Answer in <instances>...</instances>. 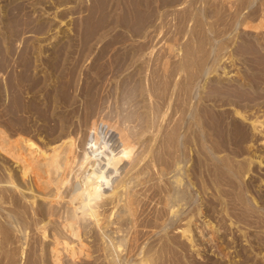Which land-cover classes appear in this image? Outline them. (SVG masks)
<instances>
[{
	"label": "rangeland",
	"instance_id": "1",
	"mask_svg": "<svg viewBox=\"0 0 264 264\" xmlns=\"http://www.w3.org/2000/svg\"><path fill=\"white\" fill-rule=\"evenodd\" d=\"M0 48L2 135L27 136L33 144L25 151L36 147L47 154L52 146L73 141L79 159L83 149L95 146L98 159L110 157L111 149L120 156L127 142L132 151L107 175H123L117 176L126 189L142 197L131 210L125 198L112 202L113 208L110 202L114 224L104 229L84 214L88 227L95 223L100 231L83 236L84 253L60 256L64 264H112L111 254L119 252L112 248L113 238L122 242L119 264H264V84L257 82L264 70V0H0ZM24 73L31 79L21 83L23 100L48 110L49 119L21 112L30 130L17 135L8 132L4 114L9 79L18 81ZM63 79L72 97L67 96L71 103L59 104L54 92ZM247 92L249 103L242 98ZM89 102H97L93 111ZM65 118L71 136L52 140ZM217 122L227 126V137ZM243 126L250 135L245 132L248 139L240 140L236 130ZM1 146L0 173L6 165L21 169ZM114 176L113 184L104 185L105 200L116 190ZM69 180L67 190L77 181ZM8 186L0 183L1 193L19 196L23 207L0 199V264H62L47 253L53 239H43L39 229L11 226L6 235V213L21 208L34 215L26 200L37 194L28 188L11 192ZM37 196L35 204L56 206L54 199ZM99 233L112 239L98 240Z\"/></svg>",
	"mask_w": 264,
	"mask_h": 264
},
{
	"label": "bare ground",
	"instance_id": "2",
	"mask_svg": "<svg viewBox=\"0 0 264 264\" xmlns=\"http://www.w3.org/2000/svg\"><path fill=\"white\" fill-rule=\"evenodd\" d=\"M94 27V26H93ZM257 47V46H255ZM254 47V49H255ZM2 48V47H1ZM0 48V49H1ZM258 49V51H257ZM260 49L259 48H256V51L258 52V55H259V51ZM255 51V50H254ZM255 51V52H256ZM256 52V53H257ZM255 56V57H258ZM260 55L262 57H258L260 60H262L264 58V55H262L260 53ZM256 59L257 58H253L252 61L256 62ZM258 61V60H257ZM264 61V59H263ZM262 62V61H260ZM252 63V62H251ZM250 63V64H251ZM259 63V61H258ZM264 63V62H263ZM262 63V64H263ZM252 65V64H251ZM255 65V63H254ZM258 65V64H257ZM262 68L263 65H261ZM255 67V66H254ZM259 68V67H258ZM262 70V69H261ZM260 70V73H258V85H260V83L264 84V70L261 71ZM206 72V71H205ZM29 73H24V74H20L19 76H16L18 77V81L16 79H13V77L11 79H9V90H10V98H9V103L8 105L6 106V110H5V114L6 117H7V121H8V124L7 126L9 127L8 128V132L10 130L11 131H16L17 135L20 133L22 134H29V128L30 126L28 125V120L25 117H22L20 116L19 114L21 112H25L27 114L30 115V112H34L36 113L40 119L42 120H47L48 121V115L46 114L47 111H45L41 106L37 105V104H33V105H27V103L23 100V97H22V84L23 82H27L29 81L31 78H30V74L28 75ZM253 77V76H252ZM252 77H251V80H252ZM15 78V77H14ZM246 78V77H245ZM256 78V77H255ZM244 79V78H243ZM254 79V78H253ZM61 80V79H60ZM64 79L62 81V88H60L58 86L57 90L54 92L55 93V98L53 99L54 101L56 102H60V103H67L69 102L70 100H68V97L70 99L71 94H67L68 91L66 92V85L64 83ZM250 82V81H249ZM257 82H254L253 81V88L256 86V84L254 83H257ZM251 86V85H250ZM263 90V89H262ZM246 91V90H245ZM251 91V90H250ZM258 91V90H256ZM70 93V92H69ZM240 93V92H239ZM243 93V92H242ZM241 93V94H242ZM253 93V92H252ZM247 94V96L251 93H245L244 96H242L243 100H245L246 97L245 95ZM69 95V96H68ZM243 95V94H242ZM68 96V97H67ZM241 97V96H240ZM244 97H246L244 99ZM251 98H252V95L251 97H249L248 99H250L248 101V103L251 101ZM72 100V99H71ZM240 100V99H239ZM242 100V99H241ZM95 101V100H93ZM92 101V103H93ZM252 101H254V99H252ZM247 102V101H246ZM255 102V101H254ZM264 102V101H263ZM263 102L262 103H258V102H255L256 104L255 105H259V106H263ZM59 103V104H60ZM71 103V102H69ZM90 103V108L92 109V111L94 110L93 108H95L97 106V102H95V104H91ZM240 103L242 104V101H240ZM248 103H246V106L248 105ZM252 104V103H251ZM241 106V105H239ZM253 106V104L251 105ZM258 106V107H259ZM237 107V106H236ZM244 108V106H243ZM251 108V107H250ZM242 109V108H240ZM249 109V108H248ZM247 109V110H248ZM237 110V109H236ZM246 110V111H247ZM244 111V110H243ZM252 111V110H251ZM256 111V110H254ZM253 111V112H254ZM259 111V110H258ZM91 112V111H90ZM241 112V111H240ZM250 112V111H249ZM92 113V112H91ZM124 113V112H123ZM128 113V112H127ZM130 113V112H129ZM251 113V112H250ZM256 113V112H255ZM122 114V113H121ZM132 114V113H130ZM125 115V113H124ZM122 115V117L124 116ZM129 116V114H127ZM253 115V113H252ZM121 116V115H119ZM132 116V115H131ZM29 117V116H27ZM110 117V116H109ZM48 118V119H47ZM120 120H121V117H119ZM125 118V117H124ZM129 118V117H128ZM123 119V118H122ZM127 119V116L126 118ZM131 119V118H130ZM130 119L128 121H130ZM134 119V118H133ZM257 119V118H256ZM123 121V120H122ZM120 122L119 123H123V122ZM132 121V120H131ZM134 121V120H133ZM252 121H254L253 123L255 124V120L253 119ZM44 122V121H43ZM68 120L65 118L64 119V122L61 123V125L59 126L61 130H58L60 133L57 134V136H54L56 134H52L55 138H51L52 140H56L57 138H62V136H66L67 137H70L71 134H72V131H71V134L70 136L68 135L70 132H69V126L67 127V123ZM126 122V121H125ZM7 123V122H6ZM5 123V125H6ZM47 123V122H46ZM110 123V122H109ZM107 122V124H109ZM127 123V122H126ZM130 122H128L129 124ZM252 123V122H251ZM263 123V121H262ZM10 124V125H9ZM127 124V125H128ZM121 125V124H120ZM123 125V124H122ZM121 125V126H122ZM125 125V124H124ZM217 125H218V128L221 132L225 131L224 129H227L226 127L227 126H224L222 127L221 126V122H217ZM239 125V124H238ZM236 124V126H238ZM254 126V125H253ZM35 128V126H33ZM106 127V126H105ZM120 127V126H119ZM242 127V126H241ZM109 128V126H108ZM127 128V126H126ZM238 128V127H236ZM37 129V128H35ZM120 129V128H119ZM118 129V130H119ZM123 129V128H122ZM130 129V128H129ZM242 129V128H241ZM258 129V128H256ZM55 130V129H53ZM52 130V131H53ZM117 130V129H116ZM115 130V131H116ZM117 130V131H118ZM243 126V130H240L237 129V138H240V140H243L244 137L246 136V130ZM2 131V130H1ZM18 131V132H17ZM114 131V130H112ZM114 131V133H115ZM122 131H125V130H122ZM244 131V132H243ZM5 132V131H4ZM9 132V133H10ZM54 132V131H53ZM52 132V133H53ZM119 132V131H118ZM246 132V133H245ZM3 133V132H2ZM15 133V134H16ZM57 133V132H56ZM124 133V132H123ZM122 133V134H123ZM127 133V132H126ZM226 131L223 133L224 135H226V137L228 136ZM27 134V135H28ZM118 134V133H117ZM116 134V135H117ZM249 134V133H247ZM12 135V134H10ZM14 135V134H13ZM21 135V134H20ZM130 135V134H129ZM136 138V133L133 134ZM236 135V133H235ZM235 135L233 137H235ZM244 135V136H243ZM250 135V134H249ZM119 136V135H118ZM121 136V135H120ZM119 136V137H120ZM126 136V139L129 140L133 139L132 135L131 137L129 138L128 135H125L124 134V137ZM230 136V135H229ZM27 137V136H26ZM26 137H23V136H19V137H15L13 138V140H11L8 135V138L6 135H2L1 132H0V143L3 144V146H1L3 149H5V154L9 155L10 159L14 158L16 160V163L19 162L21 164V169H19L18 171L14 168L12 169L10 166H7L6 165V168H4L3 170L4 173H0L1 174V178H0V183L2 182H5V183H8L10 187H12L13 189L10 190L9 186H8V190H10L11 192L14 191H21V188H28V189H31L32 192H37V194H31L30 196H27L28 197V200H26L27 202L29 201L30 203V207L33 208L32 212L34 211V215L31 213V210H26L25 212L23 210H13V211H8L6 213V217L7 219H5V222L3 221V225H4V229H5V233L6 235H9L8 232L9 230L12 231V227L14 228H17L19 231H22L24 230L25 228H33L35 230L39 229L41 232H42V236H43V239L44 237H49L48 239L50 240L53 239L52 242V246L51 248L49 247L50 251L47 252V253H52L50 254L53 258L56 259L57 262L59 263H62L64 264L65 263V260H62V258H60V256H63V255H67L68 257H76V255H79L80 253H84L85 252V245H87V243L84 242V239H83V236L84 235H88V236H96L100 230L98 229V225L95 226L94 224L100 222L99 226H102L104 224H109L112 222V217H111V213L112 211H107L108 210V204H109V208L110 206L112 205V208L113 207H116L114 206L115 204H117L119 201L123 200V198H125V203L126 205L128 206V209L131 210V208H134L133 207V203L136 201L135 199L138 198V196H141V195H138L136 198L134 197L135 195H133L132 193H130V190H127V183H125V180L123 179V175H120V176H123L122 179L123 180H120L121 178H119L117 175V178L116 176L114 175H111L110 174V177H108V172L111 173V169L112 170L116 169L115 165L117 164V162H120L121 159L120 157H125V155H128L129 158H130V154L128 153V150L130 151V145L128 144L127 142V146H125L124 148H121L122 152L120 156L118 157H115L117 156L116 155V152L113 154L112 153V150L113 149H109L111 151V154H108L106 153L105 155H110V157H104L102 159H98L97 156L99 155L98 152L100 151L98 148H96V151H94V148H90L91 151L90 152H87V151H84L85 149H83L82 151V156L80 157H77L76 154H75V150H74V142L73 141H70L68 145L66 144H59V145H56L55 147L52 146L53 148H50L52 149V152L47 154L45 151L43 150H37L36 147L34 149V151H37L36 153H33V149L32 151L30 150L29 152L28 151H25L27 150L26 148L30 145H32L33 143H28L29 139L26 138ZM122 140H125L126 139L123 137V135L121 136ZM129 139H128V138ZM248 136H246L245 138H247ZM64 138V137H63ZM117 138V137H116ZM115 138V139H116ZM236 138V139H237ZM242 138V139H241ZM2 139V140H1ZM50 139V138H49ZM90 139V138H89ZM93 141H94V138H92ZM108 139V137H107ZM110 139V138H109ZM248 139V138H247ZM47 140V139H46ZM58 140V139H57ZM56 140V141H57ZM60 140V139H59ZM238 140V139H237ZM238 140V141H240ZM55 141V142H56ZM91 141V140H89ZM130 141V140H129ZM130 141V143H131ZM135 141V140H134ZM26 142V143H25ZM47 142V141H46ZM52 142V141H51ZM50 142V144H51ZM88 142V141H87ZM109 142V141H108ZM115 142V141H114ZM113 142V143H114ZM117 142V140H116ZM121 142V141H120ZM48 143V142H47ZM53 143V142H52ZM86 143V142H85ZM106 143V141H105ZM111 143V142H110ZM134 143V142H132ZM49 144V143H48ZM120 144V143H118ZM117 144V145H118ZM122 144V143H121ZM120 144V145H121ZM135 144V143H134ZM85 145V144H84ZM114 145V144H113ZM123 145V144H122ZM121 145V146H122ZM129 145V146H128ZM27 146V147H26ZM62 146V147H61ZM87 146V144L85 145ZM121 146H117L116 147V144H115V148L119 149ZM133 146V145H132ZM135 146V145H134ZM33 147V146H32ZM76 147V146H75ZM89 147V145L87 146ZM113 147V146H112ZM123 147V146H122ZM24 150H23V149ZM29 148V147H28ZM47 148V147H46ZM114 148V147H113ZM129 148V149H127ZM133 148V147H131ZM81 149H82V146H81ZM89 149V148H88ZM89 149V150H90ZM78 150V149H77ZM80 150V149H79ZM78 150V151H79ZM106 150V149H104ZM108 150V149H107ZM118 151V150H117ZM77 152V151H76ZM93 152L94 155L92 154ZM114 152V151H113ZM119 152V153H120ZM132 152V151H130ZM102 153V151H101ZM4 154V155H5ZM78 154V153H77ZM114 157H111L113 156ZM118 154V153H117ZM134 154V153H132ZM139 154V153H138ZM138 154H135L136 156ZM79 155V154H78ZM102 155V154H101ZM141 155V154H140ZM139 155V157H140ZM126 156V157H128ZM131 156H134V155H131ZM101 157V156H100ZM125 157V158H126ZM138 157V156H137ZM135 157V159L137 158ZM8 158V157H6ZM75 158H78L76 160H78L76 162ZM143 158V157H142ZM104 160V161H103ZM134 160V159H133ZM132 158H131V161H133ZM140 160V159H139ZM138 160V161H139ZM4 161V160H3ZM6 164L8 163V161L5 159L4 161ZM136 165H137V162L135 161ZM139 163V162H138ZM76 164V165H75ZM96 164V165H95ZM134 163L132 162V165ZM95 165V166H94ZM127 165V164H126ZM135 165V166H136ZM134 166V167H135ZM61 168V169H60ZM127 168V167H125ZM129 170L131 169L130 167H128ZM59 170L60 173H59V176L57 177L56 174L55 178H54V172L55 170ZM110 169V170H109ZM140 169V168H139ZM145 169V167H144ZM57 170V172H58ZM109 170V171H108ZM118 170V169H117ZM116 170V172H117ZM124 170V169H123ZM138 170V169H137ZM108 171V172H107ZM127 171V170H126ZM139 171H142L139 170ZM56 172V173H57ZM120 172V171H118ZM121 173V172H120ZM134 174V172H132ZM144 173V172H143ZM122 174V173H121ZM130 175L133 176L135 178V174L134 175ZM138 171H137V175H138ZM71 175V176H70ZM73 175H75L74 177H72ZM114 176L116 177V179H118V183L116 185V183L114 184V186H116V190L109 195L110 199L109 200H105V199H108V198H105V197H102L104 198V200L101 198L102 196V191L104 192V188L105 186L104 185H110V184H113L112 181H110L111 177ZM75 177L77 179V181L73 184H71V187L70 189L67 190V183L68 181H70L69 179L71 178L72 181L73 179L75 180ZM129 177V175H128ZM132 177V178H133ZM137 177V176H136ZM110 178V179H109ZM125 178V177H124ZM131 179V177H130ZM117 181V180H115ZM136 181V179L134 180ZM109 182H112V183H109ZM134 183V182H133ZM65 185V186H64ZM140 185V183H139ZM113 186V187H114ZM133 187H135L134 185H132ZM5 187V186H4ZM168 187V186H167ZM109 189V188H108ZM110 190H113V188L111 187ZM165 190V189H164ZM170 190V189H169ZM168 190V191H169ZM2 190H0V199L3 198L4 199V202H8L10 204H13L16 207H23V203H22V200H18L17 195L15 194H11L9 196H5L3 193H1ZM167 191V192H168ZM106 192V191H105ZM112 191H110L111 193ZM132 192V191H131ZM144 192V191H143ZM179 192V190H178ZM18 193V192H17ZM22 193V192H21ZM109 192H107L106 194L103 193L104 195L103 196H106ZM169 193V192H168ZM175 193V191H174ZM182 193V192H181ZM20 194V193H19ZM41 195L43 196L44 199L46 200H49V199H54L56 201L55 205L56 206H51L49 205V203L47 202L46 203V208L43 204L41 203H37L35 204V201H36V197H38L37 195ZM136 194V193H135ZM144 194V193H143ZM7 195V194H6ZM22 195H24L22 193ZM26 195V194H25ZM28 195V194H27ZM137 195V194H136ZM182 195V194H181ZM21 196V195H20ZM112 196V197H111ZM174 196V195H173ZM179 196V194H178ZM67 197L69 199H67ZM107 197V196H106ZM142 197V196H141ZM21 198V197H20ZM32 198V199H30ZM175 198V197H174ZM181 198H183L181 196ZM67 199V200H65ZM142 199V198H141ZM171 199V198H170ZM173 199V198H172ZM138 200V199H137ZM180 200V199H179ZM65 201V202H64ZM174 201V200H172ZM182 201V199H181ZM68 202L70 204H68ZM112 202H116L114 205L112 204ZM137 202V201H136ZM175 202V201H174ZM179 202V201H177ZM22 203V204H21ZM67 203V205H65ZM35 204V205H34ZM57 204H62L61 206L62 207H58ZM124 205V203H122ZM122 204H120L119 206H121ZM136 204V203H135ZM170 204H173V203H170ZM122 205V206H123ZM125 205V206H126ZM174 205V204H173ZM121 206V207H122ZM63 208V209H62ZM118 210V208L116 209V211ZM122 210V208H121ZM120 210V211H121ZM109 212V213H105V212ZM114 211V210H113ZM128 211V210H127ZM134 211V209H133ZM80 212V214L78 213ZM118 212V211H117ZM129 212V211H128ZM26 213V214H25ZM32 215H31V214ZM36 213V214H35ZM83 213V215L81 214ZM121 213V212H120ZM125 214L127 212H123L121 214ZM84 214H88L90 219L94 218L93 221H96L94 224H91L93 225V227H88L87 224H89L88 222L85 221L84 217L85 216ZM135 214V213H134ZM104 216V217H100V216ZM109 215L111 217V219L109 220ZM118 217H120L119 213L117 214ZM129 215V214H128ZM86 217V216H85ZM92 217V218H91ZM126 217V216H125ZM89 219V220H90ZM119 219V218H118ZM88 220V219H87ZM88 220V221H89ZM117 220V219H116ZM133 220V219H132ZM92 221V220H91ZM111 221V222H110ZM123 221V219L119 220V221H116V222H121ZM130 221V219H129ZM13 222H16V225L14 224L13 225ZM132 223V221H130ZM19 223V224H18ZM91 223V222H90ZM122 223V222H121ZM125 223V222H124ZM111 224H114V223H111ZM12 226V227H11ZM95 226V227H94ZM113 228L114 226L111 225ZM11 227V228H10ZM105 227V226H104ZM104 227L102 229H104ZM108 227V225H107ZM116 227V226H115ZM122 227V224L121 226ZM97 228L99 231L96 232L95 229ZM118 228V226H117ZM25 229V230H27ZM116 229V228H115ZM111 230H114V229H111ZM119 230V229H118ZM38 231V230H37ZM108 231V229H107ZM106 231V233H107ZM110 232H113V231H110ZM115 232H118V231H115ZM101 234H103L101 232ZM113 234V233H111ZM109 234V235H111ZM116 233H114L115 235ZM105 235V234H104ZM103 235V236H104ZM87 236V237H88ZM101 237L100 233L97 237ZM97 238L98 240H100L101 238ZM108 238L106 235L104 237H102L103 239H101L102 241L104 240V238ZM118 237V236H117ZM120 237H121V234H120ZM119 237V238H120ZM111 239H112V236H111ZM110 238H108V240H111ZM114 239V238H113ZM113 239L111 240V245L113 246L112 248H114L115 251H119L117 252V254H111L110 256V260L112 262V264H119V263H122L121 260L119 261L117 258L118 256L121 254L120 251L122 249H119V247L122 245V242L120 241H113ZM107 239H105L106 241ZM118 240V239H117ZM50 242V243H51ZM102 243V242H101ZM104 243V242H103ZM106 244L105 245H110L107 244L108 242H105ZM46 245V244H45ZM51 245V244H50ZM101 245V244H100ZM104 245V246H105ZM47 246V245H46ZM46 246H45V250H46ZM49 246V244H48ZM103 247V246H102ZM95 250V249H94ZM105 250V249H104ZM110 250V253L111 252V248L108 249V251ZM96 251V250H95ZM122 252V251H121ZM107 256V255H106ZM113 261H115L113 263Z\"/></svg>",
	"mask_w": 264,
	"mask_h": 264
}]
</instances>
